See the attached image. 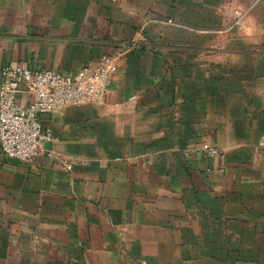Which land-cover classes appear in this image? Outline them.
I'll return each instance as SVG.
<instances>
[{"label": "crops", "instance_id": "crops-1", "mask_svg": "<svg viewBox=\"0 0 264 264\" xmlns=\"http://www.w3.org/2000/svg\"><path fill=\"white\" fill-rule=\"evenodd\" d=\"M263 6L0 0V70L121 55L46 154L0 155V264H264Z\"/></svg>", "mask_w": 264, "mask_h": 264}, {"label": "built area", "instance_id": "built-area-1", "mask_svg": "<svg viewBox=\"0 0 264 264\" xmlns=\"http://www.w3.org/2000/svg\"><path fill=\"white\" fill-rule=\"evenodd\" d=\"M121 55L102 56L95 66L74 73L32 70L11 65L0 70V155L24 163L46 154L55 138L43 116L63 113L70 106L98 105L105 97L110 79L118 70ZM21 97L22 100H21ZM26 98V101H25ZM208 158L220 151L203 145ZM80 161L65 162L71 171Z\"/></svg>", "mask_w": 264, "mask_h": 264}, {"label": "rangeland", "instance_id": "rangeland-1", "mask_svg": "<svg viewBox=\"0 0 264 264\" xmlns=\"http://www.w3.org/2000/svg\"><path fill=\"white\" fill-rule=\"evenodd\" d=\"M263 8H264V6H263ZM260 41H261V39H260ZM262 42H264V40H262L260 43H262Z\"/></svg>", "mask_w": 264, "mask_h": 264}]
</instances>
